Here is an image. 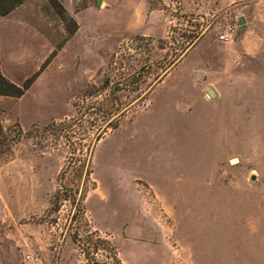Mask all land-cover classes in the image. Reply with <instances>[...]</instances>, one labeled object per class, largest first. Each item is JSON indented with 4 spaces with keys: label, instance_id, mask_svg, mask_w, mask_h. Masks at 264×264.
Instances as JSON below:
<instances>
[{
    "label": "rangeland",
    "instance_id": "rangeland-1",
    "mask_svg": "<svg viewBox=\"0 0 264 264\" xmlns=\"http://www.w3.org/2000/svg\"><path fill=\"white\" fill-rule=\"evenodd\" d=\"M65 6L20 10L0 264H264V0Z\"/></svg>",
    "mask_w": 264,
    "mask_h": 264
},
{
    "label": "crops",
    "instance_id": "crops-1",
    "mask_svg": "<svg viewBox=\"0 0 264 264\" xmlns=\"http://www.w3.org/2000/svg\"><path fill=\"white\" fill-rule=\"evenodd\" d=\"M30 1L27 0L10 14L0 19V68L2 73L11 81H13L12 76H10V74H13L12 67L16 66L20 69L22 66L30 63L28 59L31 53L30 44L28 42L26 44L23 43L22 39L29 38L31 36V30L29 28V22L24 17L19 16L21 14V8ZM61 2L66 7L65 0H61ZM30 70L24 76L23 80L30 76L33 71L32 67Z\"/></svg>",
    "mask_w": 264,
    "mask_h": 264
},
{
    "label": "trees",
    "instance_id": "trees-1",
    "mask_svg": "<svg viewBox=\"0 0 264 264\" xmlns=\"http://www.w3.org/2000/svg\"><path fill=\"white\" fill-rule=\"evenodd\" d=\"M26 1L27 0H0V18L7 16ZM47 2L49 6L53 9V11L61 18V20L66 22L72 21L74 23V20L68 15L61 0H47ZM74 31L75 30L72 29L70 30V33ZM53 54L54 52H52L50 56H52ZM48 60L49 58L44 61V63L37 72L25 79L21 84H16L9 78H7L2 73L0 68V96H8L14 98H20L21 96H23L24 93L31 87L40 72L43 70Z\"/></svg>",
    "mask_w": 264,
    "mask_h": 264
},
{
    "label": "built area",
    "instance_id": "built-area-1",
    "mask_svg": "<svg viewBox=\"0 0 264 264\" xmlns=\"http://www.w3.org/2000/svg\"><path fill=\"white\" fill-rule=\"evenodd\" d=\"M23 264H42V261L37 254L26 253L23 257Z\"/></svg>",
    "mask_w": 264,
    "mask_h": 264
},
{
    "label": "water",
    "instance_id": "water-1",
    "mask_svg": "<svg viewBox=\"0 0 264 264\" xmlns=\"http://www.w3.org/2000/svg\"><path fill=\"white\" fill-rule=\"evenodd\" d=\"M101 3H102V0H95V5H96V7L100 8V7H101ZM238 21H239V24L243 26V24H244V18H239ZM242 26H241V28H242ZM208 94H209L211 97H214V96H215L214 91L211 90V89L208 91Z\"/></svg>",
    "mask_w": 264,
    "mask_h": 264
}]
</instances>
